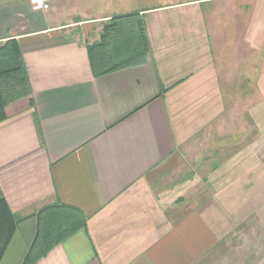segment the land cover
<instances>
[{"label":"crops","instance_id":"1","mask_svg":"<svg viewBox=\"0 0 264 264\" xmlns=\"http://www.w3.org/2000/svg\"><path fill=\"white\" fill-rule=\"evenodd\" d=\"M67 18L53 0L43 10L29 0H0V43L18 42L32 88L0 123L7 208L22 219L66 205L87 218L37 264H264L257 224L221 218L217 226L199 210L181 216L171 202L178 192L151 184L177 148L167 102L193 81L195 63L177 64V49H154L147 25L144 64L95 76L87 45L100 31L79 22L86 40L69 39ZM32 220L15 229L8 218L0 245L34 238ZM9 246L0 264L13 263Z\"/></svg>","mask_w":264,"mask_h":264},{"label":"rangeland","instance_id":"2","mask_svg":"<svg viewBox=\"0 0 264 264\" xmlns=\"http://www.w3.org/2000/svg\"><path fill=\"white\" fill-rule=\"evenodd\" d=\"M54 6L68 14V38L80 40L88 34L79 22L101 34L112 14L146 10L154 49L173 48L177 64L195 63L193 81L167 102L177 148L151 184L178 192L171 202L181 216L206 211L217 226L221 218L244 219L263 237L264 0H53ZM29 239L13 242L12 264H21Z\"/></svg>","mask_w":264,"mask_h":264},{"label":"trees","instance_id":"3","mask_svg":"<svg viewBox=\"0 0 264 264\" xmlns=\"http://www.w3.org/2000/svg\"><path fill=\"white\" fill-rule=\"evenodd\" d=\"M145 11L136 10L112 16L104 24L100 39L87 45L95 76L146 62L151 43ZM31 95V83L18 42L11 39L0 43V123L7 119L6 109L9 105ZM6 204L0 188V222L3 223L0 229L6 228L8 218L14 223L15 229L20 223L33 219L31 228L35 235L27 240L29 248L21 264H37L53 247L85 228L87 223L86 216L79 209L66 205L46 206L37 214L15 219ZM10 242L8 237L0 245V262Z\"/></svg>","mask_w":264,"mask_h":264},{"label":"built area","instance_id":"4","mask_svg":"<svg viewBox=\"0 0 264 264\" xmlns=\"http://www.w3.org/2000/svg\"><path fill=\"white\" fill-rule=\"evenodd\" d=\"M50 0H29L34 10H43L48 7Z\"/></svg>","mask_w":264,"mask_h":264}]
</instances>
